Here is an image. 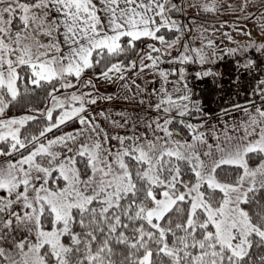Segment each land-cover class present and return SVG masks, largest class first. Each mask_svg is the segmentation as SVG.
I'll use <instances>...</instances> for the list:
<instances>
[{"label": "snow or ice", "instance_id": "snow-or-ice-1", "mask_svg": "<svg viewBox=\"0 0 264 264\" xmlns=\"http://www.w3.org/2000/svg\"><path fill=\"white\" fill-rule=\"evenodd\" d=\"M0 264H264V0H0Z\"/></svg>", "mask_w": 264, "mask_h": 264}, {"label": "built area", "instance_id": "built-area-1", "mask_svg": "<svg viewBox=\"0 0 264 264\" xmlns=\"http://www.w3.org/2000/svg\"><path fill=\"white\" fill-rule=\"evenodd\" d=\"M215 71H218L220 75L236 72L231 58L225 56L223 60L216 61L215 64L210 65ZM199 70L198 68H190L189 71L193 72ZM246 75V74H245ZM235 79V78H234ZM231 77H224L219 81L213 82V79H207L206 77L195 78L190 77L191 86L197 95V98L203 100L204 106H210L212 109L218 111V105L222 104L221 97L224 96L225 90L231 88L230 81H233ZM217 84L223 85L224 88L220 89Z\"/></svg>", "mask_w": 264, "mask_h": 264}, {"label": "rangeland", "instance_id": "rangeland-1", "mask_svg": "<svg viewBox=\"0 0 264 264\" xmlns=\"http://www.w3.org/2000/svg\"><path fill=\"white\" fill-rule=\"evenodd\" d=\"M230 2L239 4L241 2V0H217L218 4H224L225 7ZM236 15H239V13H232V12H229V11H218L216 13V18L217 19L228 20V19H230V18H232L233 16H236ZM204 27H206V28L216 27V28H221V30H222V26L220 24H213L212 23V18L211 17H209L207 22L204 23ZM226 27H228V25H224L223 26V28H226ZM234 35H235V33H234ZM215 37H216L218 42H219L220 39H222V37H220L219 33H216ZM243 38H244L243 36H237V39H243ZM224 43L225 44H229V42L227 40H224ZM224 77H227V78L231 77V73L220 75L219 77L216 78V81H219V80H221ZM206 78L211 79L212 77H206ZM204 108H205V112L206 113H211L212 115H219V111H216V110L212 109L210 106H205Z\"/></svg>", "mask_w": 264, "mask_h": 264}, {"label": "trees", "instance_id": "trees-1", "mask_svg": "<svg viewBox=\"0 0 264 264\" xmlns=\"http://www.w3.org/2000/svg\"><path fill=\"white\" fill-rule=\"evenodd\" d=\"M233 75H234V77H231L232 79H234V78H235L236 72H234V73H233Z\"/></svg>", "mask_w": 264, "mask_h": 264}, {"label": "crops", "instance_id": "crops-1", "mask_svg": "<svg viewBox=\"0 0 264 264\" xmlns=\"http://www.w3.org/2000/svg\"><path fill=\"white\" fill-rule=\"evenodd\" d=\"M231 77H234V75L232 74Z\"/></svg>", "mask_w": 264, "mask_h": 264}]
</instances>
